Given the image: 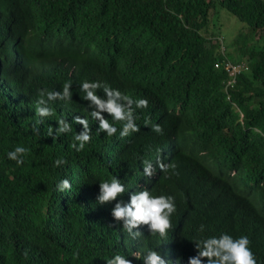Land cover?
I'll return each mask as SVG.
<instances>
[{
  "label": "trees",
  "instance_id": "trees-1",
  "mask_svg": "<svg viewBox=\"0 0 264 264\" xmlns=\"http://www.w3.org/2000/svg\"><path fill=\"white\" fill-rule=\"evenodd\" d=\"M219 8L250 30L241 44L234 41L249 71L227 90L226 72L215 67L225 59L212 20ZM85 79L146 98L148 107L136 110L139 131L97 135L90 119L91 140L79 153L69 147L72 133L48 136L59 116H87L78 88ZM66 80L71 100L54 101L52 115L33 131L38 90H59ZM154 123L161 133L151 130ZM17 145L27 149L21 165L5 155ZM60 156L67 163L53 167ZM158 159L175 169L145 177L141 162ZM111 176L129 187L118 197L125 202L144 186L173 195L165 238L142 225V236L131 240L110 216L115 201L97 203L98 181ZM62 178L72 188L57 192ZM247 193L264 199V0H0V264H105L113 250L148 246L169 255L178 223V262L195 254L189 240L203 223L205 234L247 235L264 264V210L253 234L231 220ZM207 200L219 201L211 216Z\"/></svg>",
  "mask_w": 264,
  "mask_h": 264
},
{
  "label": "clouds",
  "instance_id": "clouds-1",
  "mask_svg": "<svg viewBox=\"0 0 264 264\" xmlns=\"http://www.w3.org/2000/svg\"><path fill=\"white\" fill-rule=\"evenodd\" d=\"M225 59L215 63L216 68H221L226 72V78L223 81V89L236 83L238 75L249 71V65L243 61L231 60L227 55V50L220 48ZM226 60L231 62H245L247 69L236 76L233 84L228 83L230 76L228 71L224 69L222 63ZM14 65L19 67L22 60H17L14 55ZM219 63V66L216 64ZM72 81L66 80L59 90L39 89L37 99L35 101L34 115L38 118L33 123V131L38 132V125L43 123V118L52 115L54 101H63L67 103L71 100L72 92L70 86ZM79 91L83 94L82 99L88 102L87 116H72V122H68L64 115L59 116L56 120V127L48 128L47 135L57 138L64 133H72V140L69 147L79 153L85 149L91 140V132L89 129V120L96 122L95 129L97 135L103 132L108 137L119 134V137H127L132 133L139 131L140 126L137 124V109H146L148 100L143 97L133 98L121 92L117 88L109 86L107 83L98 80H82L78 85ZM97 90L102 93L97 94ZM70 107L65 112L69 115ZM102 113L108 114L106 118ZM81 125V130L77 133L73 129V124ZM119 124V128L117 127ZM147 124V122H146ZM151 130L155 133H161L162 129L159 124H151ZM27 149L21 145L15 146L12 150L6 152V158L15 161L16 165L24 162V155ZM53 167H62L67 163L63 156L53 160ZM143 175L151 177L157 169L167 174L169 170H174L175 165L157 160L155 166L153 162L144 160L141 162ZM262 168H258L260 171ZM72 184L69 179L62 178L55 184V191L64 192L70 190ZM129 187L121 182L117 176H111L107 179L98 181V194L96 196L97 203L103 204L115 201L110 209V216L113 221L119 222L120 229L128 234L131 240H136L142 236L139 230L140 226H146L149 236H158L165 238L168 231L172 228L171 218L176 212V204L171 194H154L150 189L141 187L137 191L129 193L127 201L118 199L122 194L128 192ZM263 198L255 193L243 194V200L238 202L236 211L232 214L231 220H238L248 224L253 230L250 234L255 233L259 228L260 216L263 215L264 204ZM218 200H207L204 204L206 213L211 216L218 209ZM257 216L254 223L251 220V214ZM260 215V216H259ZM181 224L178 223L173 231L172 237L168 240L167 254H160L154 247H144L142 250L132 251L131 249L113 250L106 258L105 264H133V260L128 257H134L141 261V264H185L178 262L180 256ZM137 229V230H133ZM171 233V232H169ZM196 235L191 237L189 241L193 242L195 254L187 258L186 264H257L255 253L250 247V239L247 235L241 234L233 236L228 232L221 231L218 234H205L206 228L203 223L199 224L196 229ZM78 252L72 253L75 260Z\"/></svg>",
  "mask_w": 264,
  "mask_h": 264
},
{
  "label": "rangeland",
  "instance_id": "rangeland-1",
  "mask_svg": "<svg viewBox=\"0 0 264 264\" xmlns=\"http://www.w3.org/2000/svg\"><path fill=\"white\" fill-rule=\"evenodd\" d=\"M212 20L215 23V32L220 33L216 38L220 48L224 51L227 50L230 59H242L241 54L238 52L239 45L235 44L234 41L239 37L238 43L241 44L244 41L242 40L243 35L248 36L250 34L246 24L239 21L224 8H219Z\"/></svg>",
  "mask_w": 264,
  "mask_h": 264
},
{
  "label": "built area",
  "instance_id": "built-area-1",
  "mask_svg": "<svg viewBox=\"0 0 264 264\" xmlns=\"http://www.w3.org/2000/svg\"><path fill=\"white\" fill-rule=\"evenodd\" d=\"M220 64L217 63L216 66H219ZM222 66L224 69L228 71V74L230 76V80L228 83L233 84L236 80V76L241 73L242 71L247 69V65L245 62H231L229 60H226L222 63Z\"/></svg>",
  "mask_w": 264,
  "mask_h": 264
},
{
  "label": "bare ground",
  "instance_id": "bare-ground-1",
  "mask_svg": "<svg viewBox=\"0 0 264 264\" xmlns=\"http://www.w3.org/2000/svg\"><path fill=\"white\" fill-rule=\"evenodd\" d=\"M17 60H22V58L19 55H16Z\"/></svg>",
  "mask_w": 264,
  "mask_h": 264
}]
</instances>
